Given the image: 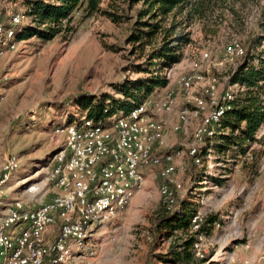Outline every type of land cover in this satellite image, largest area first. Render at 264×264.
Here are the masks:
<instances>
[{
  "label": "rangeland",
  "instance_id": "obj_1",
  "mask_svg": "<svg viewBox=\"0 0 264 264\" xmlns=\"http://www.w3.org/2000/svg\"><path fill=\"white\" fill-rule=\"evenodd\" d=\"M26 1L0 0V24L8 26L11 15L18 13V26H36ZM100 7L123 18L112 22L102 13L82 18V10H76L67 23L71 30L49 40L37 36L11 39L9 46L4 47L0 37V167L8 154L19 160L5 185L8 200L21 199L38 206L50 196L46 174L63 139L53 134V128L86 116V111L75 104L78 95L107 93L121 98L114 85L127 79L161 76L163 72H155L157 67H151L147 60L160 36L156 35L142 49L127 43L141 3L130 6L129 0H102ZM170 16L162 22L163 26H168ZM176 19L181 20L182 15ZM187 22L184 31L189 33L190 42L182 48L183 56L178 62L182 65L176 73L190 72L193 59L200 52L209 51L212 61L202 74L215 77L220 92L245 58L226 60L224 45L236 38L246 52L253 50L251 47L264 36V0H217L205 17ZM260 50H264V41L254 50L255 54H261ZM168 89L176 96L178 108H193L195 98L200 96L208 102L200 87L190 91ZM197 123L198 117L189 118L169 137L165 147L173 154V177L181 184L171 210L182 209L199 216V221L209 214L218 215L219 221L208 226L206 233L197 235V246L194 245L196 254L208 259L207 264H242L244 260L264 264V144L252 143L249 153L241 156L218 137L202 162L195 165L189 150L195 145L193 132ZM263 134L264 121L256 136ZM253 150L258 156L259 174L251 182L242 169V161ZM162 183L153 172L145 174L142 187L127 208L109 222L95 224L85 245L73 248L69 263L165 264L158 262L156 254L165 252L176 237L185 233L176 230L166 237L154 226L157 214L166 204L160 192ZM195 225L192 222L189 232L198 227Z\"/></svg>",
  "mask_w": 264,
  "mask_h": 264
},
{
  "label": "built area",
  "instance_id": "obj_2",
  "mask_svg": "<svg viewBox=\"0 0 264 264\" xmlns=\"http://www.w3.org/2000/svg\"><path fill=\"white\" fill-rule=\"evenodd\" d=\"M20 22V14L13 13L8 26L0 24L4 47ZM223 51L231 61L245 55L236 38ZM211 61L209 51H203L193 59L190 72L166 70L167 86L154 89L126 113H113L102 122L86 114L77 122L54 126L53 134L63 136L62 147L50 159L46 174L50 196L38 206L6 199L5 185L19 163L15 155H6L0 167V264H70L73 248L85 245L95 224L109 222L127 208L148 172L163 180L160 192L171 209L181 184L173 177V154L165 150L169 137L189 118L198 117L189 154L192 164H200L202 144L214 135L230 102L244 88L228 81L219 92L217 79L202 74ZM170 87H200L208 102L200 96L193 108H178ZM198 217L192 219L196 227Z\"/></svg>",
  "mask_w": 264,
  "mask_h": 264
},
{
  "label": "trees",
  "instance_id": "obj_3",
  "mask_svg": "<svg viewBox=\"0 0 264 264\" xmlns=\"http://www.w3.org/2000/svg\"><path fill=\"white\" fill-rule=\"evenodd\" d=\"M102 0H27L28 13L34 15L36 26H16L14 40L20 41L31 36L49 40L60 32H68V22L76 10H82V18H88L95 13L106 15L112 22H119L123 18L115 12L102 10ZM217 0H129L130 6L141 3L137 10L134 27L131 30L127 43L134 48L142 49L144 45L151 44L153 38L159 37L155 46L147 57L151 67L156 66L155 72H162L145 78L124 80L114 85V90L121 98L112 94L100 96L80 94L75 98V104L86 111L88 117L95 122H102L116 112H128L145 98L155 88H163L168 84L165 71L180 62L184 45L190 42L189 33L185 32V24L194 17L203 18L207 10ZM182 15L177 21L176 17ZM171 15L168 26L162 22ZM66 21L65 25L62 22ZM184 21V22H183ZM186 21V22H185ZM184 24V25H183ZM264 27V24H262ZM159 34V35H158ZM264 36L259 38L251 47L252 51L246 52L244 60L231 72L229 82L244 86V90L237 93L230 102L221 119L220 127L214 135L206 138L204 150L200 148L199 155L206 156L212 149L213 140L220 137L227 146L236 149L237 154L246 156L251 144L256 142L264 144V134L257 138L256 133L264 121V50L255 54L254 50L261 46ZM243 56V57H244ZM228 129V132H226ZM206 143V144H205ZM256 150L251 151L242 161V169L247 173L248 180L253 181L259 174L258 156ZM188 211V210H186ZM194 214L184 210H167V206L156 216L154 226L158 232L163 231L164 236L170 237L174 231L180 230L185 236L176 237L165 252L156 254L158 262L167 264H207L204 255H197L194 245L197 235L206 233L207 227L219 221L217 214H209L197 223V228L189 232Z\"/></svg>",
  "mask_w": 264,
  "mask_h": 264
},
{
  "label": "crops",
  "instance_id": "obj_4",
  "mask_svg": "<svg viewBox=\"0 0 264 264\" xmlns=\"http://www.w3.org/2000/svg\"><path fill=\"white\" fill-rule=\"evenodd\" d=\"M181 65L182 64H180V63H177V64H175L173 67L175 68V69H178L177 67H181ZM7 199V198H6ZM8 200V199H7Z\"/></svg>",
  "mask_w": 264,
  "mask_h": 264
}]
</instances>
